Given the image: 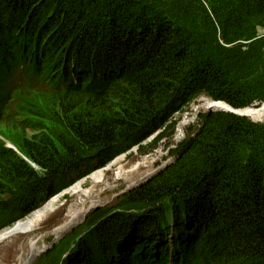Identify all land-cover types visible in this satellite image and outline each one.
Segmentation results:
<instances>
[{
	"label": "trees",
	"instance_id": "1",
	"mask_svg": "<svg viewBox=\"0 0 264 264\" xmlns=\"http://www.w3.org/2000/svg\"><path fill=\"white\" fill-rule=\"evenodd\" d=\"M75 1L0 0V73L14 75L16 54L33 57L29 79L51 92L35 111L28 94L20 123L0 124L19 153L0 140V217H26L202 95L235 110L264 102V0ZM78 19L92 28L72 31ZM105 20L101 53L95 29ZM253 109L238 113L264 121V104ZM200 120L175 163L124 195L115 219L94 213L66 264H264V123ZM119 216L130 222L122 233Z\"/></svg>",
	"mask_w": 264,
	"mask_h": 264
},
{
	"label": "rangeland",
	"instance_id": "2",
	"mask_svg": "<svg viewBox=\"0 0 264 264\" xmlns=\"http://www.w3.org/2000/svg\"><path fill=\"white\" fill-rule=\"evenodd\" d=\"M84 1H85V3L88 2V0H84ZM78 2H79V0H76L75 3L73 2V6H72L73 9H76L78 7ZM85 3H84L83 7L86 6ZM68 5H70V4H68ZM205 6L207 7L208 4L205 3ZM78 10L81 11V8H78ZM57 11L58 10L53 8V12L51 13V15H48V17L52 20L58 14ZM96 12H98V10H96ZM76 23H77L76 26L70 27V29L72 31H74V32L76 30H79V32H81V33L84 32L85 33L87 30H90V28H92V26H88L87 22L84 21L83 19H78L76 21ZM60 25H61V27H63L64 23L60 22V24H56V27L59 28L58 26H60ZM107 26H108V22L105 20L102 24H100V25L98 24V28L95 29L97 31L96 34H99L98 36H96V37H99L96 40H99L102 37L105 38V41L103 42V44H105V45L103 47L99 48V51L101 53H104L107 50V49H105L106 47H108L106 44H108L107 41L111 37L110 36L111 35L110 30H109V28ZM57 28H54V29L57 30ZM117 30H119V29H117ZM18 36L22 39L25 36V34L24 33L23 34L22 33H18ZM96 40L89 41L88 47L89 48L92 47V49L84 50L86 53L92 54V55L95 53L97 46L100 45L99 42L96 41ZM105 42H107V43H105ZM67 46H68V44L64 45L62 47V49L63 50L66 49ZM110 76L113 77L114 75H110ZM36 93L37 94H32L31 96H29L28 97V102L26 101V103H28V105H29V109H31L33 111L36 110L35 107H39V105L42 106L43 105L42 102L49 100L48 98H45L44 96H41V93L48 94V92L36 91ZM202 96L207 97L206 95H202ZM57 97H55V99H58ZM207 98L209 99V104H211V108H209V109L208 108H206V109L200 108L198 106V101H199L198 99L199 98H196L186 108H184L180 114L175 115L173 119L170 118L168 120V122H167V124H169V125L163 127L162 129L156 131L155 133H153L140 146L137 145V146L131 147L128 151H124L123 153H120L111 162H109L108 164L103 166L101 169L95 168L94 170H91L90 173H87L84 177H81V178H79V179H77V180H75L73 182V183H78L80 181L81 182L83 181L84 184L82 185V187H83V189H87L88 187H90V182H89V180H87L88 177L90 176V174H92V173H94L96 171H97L96 173H98L99 171H103L102 169L106 170V171H104L103 187H109L110 191L104 192L102 194L100 199L102 200L103 205H101L100 207H96L95 208L97 210H100V212H98L99 214L101 212L105 211L102 214L103 219H106L108 217H113L115 219V217H116L115 213L117 212L116 210L119 207V205L122 203V199L124 198L123 196L125 195V193H123V189L126 188V187L127 188H131V185L134 183V182H129L130 180L129 181H121L117 176H115V171L117 170V168H120L119 166H122L123 170L125 169L124 172L126 174H132L133 175V180L135 182L137 181V183L139 182V180H141V179H143L145 177L143 175L146 174L145 173L146 170L147 171L148 170L151 171L152 168L153 169L154 168H157V169L162 168L163 169L162 166H165L164 167V169H165L164 171H166L170 166H172L175 163V161L177 159V155L176 154H177L178 150L182 147L183 143H185L186 141H188L190 139H194L196 137V135L198 134L197 131H199L200 128L202 127V120H200L202 116L207 115L209 113H213V114H216V115H221V113H226V111L228 109V107H227L228 105L227 104H225L224 102L213 101L209 97H207ZM216 103L217 104L220 103L223 106H221V108H216V107H220V106H215ZM263 104H264V102L263 103H255L252 106L246 107L244 109H240L239 112L240 111H244V110H254L253 108H256V110H258L259 108H261L263 106ZM56 106L59 107L58 104H56ZM210 111H212V112H210ZM257 114L259 116H261L260 113H257ZM242 115H245V114H242ZM239 117H241V116H239ZM221 118H222V116H221ZM242 118H245V119L249 120L252 123H260V124L264 123V121L256 122V121L252 120L251 118H249L248 116H243ZM17 119H18V117H16V120ZM170 124H171V126H170ZM168 126H170V127L167 128ZM11 127H13V125ZM183 130H184V132H183L184 136H183V133H182ZM26 132L30 133V131H26ZM60 146L62 148L61 144H60ZM120 156H121V158H120V160H118L117 158L120 157ZM115 159H117L118 161H117L116 165L113 166L114 167L113 168L112 164L114 163L113 161ZM183 161H186V159L183 160ZM117 164H118V166H117ZM109 165H111V166H109ZM142 165H148L149 167H147L146 170H144L142 168ZM124 166H125V168H123ZM107 169H109V171H107ZM154 174L155 173H153V175L150 177L151 178L150 181H152L153 179L156 178V177L155 178L153 177ZM125 182L126 183L128 182V183L126 184ZM129 183H131V184H129ZM141 183H139V184H141ZM133 187H138V185L133 186ZM72 201H73L72 200V196L69 195V194H68V196H65V198H63L62 200H60V198L57 199L58 205H56V206H58V207H57L56 215L53 216L52 218L49 217L50 219L47 218L48 220L45 221L41 227H44L46 222H48L47 224L49 226H52L53 222L56 219H57V221H56L55 225H57L61 221V219L64 218V216H65V215L63 216V213H64L63 211H65V209L68 208V206L72 203ZM47 203L48 202H46V204ZM45 205H43L42 207H44ZM60 207H63V208L60 209ZM39 210H37L36 212L32 213L31 215H34ZM94 213L95 212L93 211L91 214H87L85 216L84 224L87 221L89 222V221L92 220L93 216L95 215ZM31 215L28 216L27 218H23V220L17 219V221L18 220H21V221H18L15 224H13L12 228L15 225H17L18 223L25 222L26 221L25 219H28L29 217H31ZM50 220H52V221H50ZM118 221H119V224H120V227H121V231H123V229L125 230L127 228V225L130 223L129 220L127 218H125L124 216H119L118 217ZM56 227H54V228H56ZM8 228L9 227L0 226V233L2 231H4V230H10ZM35 229L36 228H34L30 233H27L25 235H13V237L12 236H8V237H4V238L2 236L0 238V242L5 241V239H6L7 240V244L6 245H2L0 243V264H2V262H3L4 255H5L6 251H8L9 254H10L9 257L6 256V258H8V263L9 264L10 263L11 264H15V260L17 261L18 256H21L23 254V252H19L18 254H13V252H12L13 247H14L13 251H15V253H17L18 252L17 250H20L21 243L23 242L25 237H30L28 235H31V234H32L31 237L37 236L36 234H39V231L41 229L39 228L40 230L38 229L36 231H35ZM53 229L50 230L49 234H52ZM77 235H78V238H82L85 235V231L83 229L79 228ZM16 236L18 238L17 239H13ZM58 237H60V236H55V238H58ZM8 239H11L10 242H9ZM32 241H34V240L33 239L29 240L27 249H25V250L31 249V245L36 244V242H32ZM45 242L49 243V240H46ZM50 242H51V239H50ZM9 246H10V251H9ZM88 246L91 247V244L89 243ZM85 260H88V258H86Z\"/></svg>",
	"mask_w": 264,
	"mask_h": 264
},
{
	"label": "bare ground",
	"instance_id": "3",
	"mask_svg": "<svg viewBox=\"0 0 264 264\" xmlns=\"http://www.w3.org/2000/svg\"><path fill=\"white\" fill-rule=\"evenodd\" d=\"M198 100H199L198 106L200 108H204V109L211 108V104H209V99L207 97L201 96V97H199ZM244 116H246V115H244ZM26 131H29V130H26ZM183 132H184V130L182 131V133ZM183 136H184V133H183ZM120 158H121V156L118 157L117 159L120 160ZM117 159H115L113 161L114 162L113 164L111 163L112 167L114 165H116V163L118 161ZM109 166H111V165H109ZM117 166H118V164H117ZM119 167L120 168H117L116 171L114 170L115 176H117L121 181H129L130 180L129 182H134L131 185V188L133 186H136V185H138V186L139 185H141V186L146 185L148 182H150V179H151L150 177L153 175V173H157V170H158V169H156V170L151 169V171H149V170L147 171L146 168L149 166L148 165H142V168L144 170H146V172H145L146 174H144L143 176H145V177L143 179L139 180V182L137 183V181L135 182L133 180L132 174H126L124 172L125 169L123 170L122 166H119ZM123 168H125V166ZM99 169H101V168H99ZM92 170H94V169H92ZM102 170L103 171H99L98 173H96L97 172L96 171V172L90 174V176L87 179L90 182V187H88L87 189H83V187H82V185L84 184L83 181L82 182L80 181L78 183H72L70 186L66 187V189L60 191L58 194H56L54 197H52L51 200L48 201L47 204L45 203L46 205L44 204L45 205L44 207L41 206L42 208L40 207L39 208L40 210L37 209V210H39L37 213H35L34 215H31L32 214L31 213L30 214L31 217H29L28 219H25L26 220L25 222L18 223L13 228L11 226L8 228L10 230H4L0 233V238L2 236L4 238V237H8V236L13 237V235H25L27 233H30L34 228H36L35 231L38 230L39 228H41V226L43 225V223L45 221H47L48 219H50L56 215L57 207H58V206H56V205H58L57 199L60 198V200H62L63 198H65V196H68V194L72 196V200H73L72 203L68 206V208L65 209V211H63L64 212L63 216L64 215L65 216L56 225L57 227L54 226L56 228H54V227H53L54 229L52 228L53 229L52 234H49L50 231H48L45 234L41 235V237H40L41 240L39 243L36 239H33L34 241H32V242H36V244L31 245V249H29V250H25V249H27V246H28V243H27V245L25 246L24 252L21 250H17L18 252L15 253V251H13V254H18L19 252H23V254H24V255L20 254L21 256H19L17 258V264H31L33 262V260L41 253V250L45 246V240L46 239L53 237V241L59 240L63 235L68 233L70 229H72L73 227L78 225L80 222H82L87 214H91L93 211L94 212L98 211L95 208L103 205L100 197L102 196V194L104 192L110 191L109 187H103L104 171H106V170H104V169H102ZM107 171H109V169H107ZM139 183H141V184H139ZM129 184H131V183H129ZM61 208H63V207H60V209ZM36 211H34V212H36ZM168 216H170V218L173 217V215L169 212H168ZM18 221H21V220H18ZM121 233H122V231H121ZM36 235L40 236V234H36ZM55 236H60V237L55 238ZM28 242H29V240H28ZM49 243H52V242L49 241ZM59 251L60 250H58V249L50 251L51 252V260H54L56 257H58ZM5 254L8 257L10 256L8 251H6ZM107 258H108V260H110L109 257H107ZM98 261H99V264H103L100 259ZM110 261H108L107 264H109ZM15 262H16V260H15ZM4 264H9V263H8V261H6Z\"/></svg>",
	"mask_w": 264,
	"mask_h": 264
},
{
	"label": "water",
	"instance_id": "4",
	"mask_svg": "<svg viewBox=\"0 0 264 264\" xmlns=\"http://www.w3.org/2000/svg\"><path fill=\"white\" fill-rule=\"evenodd\" d=\"M227 107H228V109H227L226 113H230V114H233V115H236V116H241V117L244 116V115L238 113L239 110H234L230 106H227ZM210 112H212V111H210Z\"/></svg>",
	"mask_w": 264,
	"mask_h": 264
}]
</instances>
